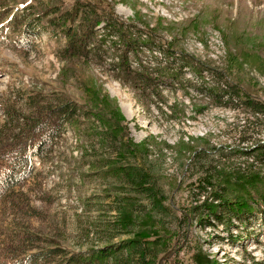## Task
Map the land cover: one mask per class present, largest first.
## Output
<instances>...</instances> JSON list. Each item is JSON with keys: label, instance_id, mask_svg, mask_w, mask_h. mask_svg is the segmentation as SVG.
Masks as SVG:
<instances>
[{"label": "rangeland", "instance_id": "374dc122", "mask_svg": "<svg viewBox=\"0 0 264 264\" xmlns=\"http://www.w3.org/2000/svg\"><path fill=\"white\" fill-rule=\"evenodd\" d=\"M60 1L70 7L74 0ZM104 1L120 18L154 32L156 44L171 51L169 56L157 49L144 52L136 63L152 69L153 60H177L185 91L162 86L155 89L162 99L150 98L148 90L144 97L115 80L108 67L81 58L63 60L62 39L44 30L36 36L32 25L24 28L47 1L0 0V158L19 153V142L40 139V134L28 139L25 126L42 107L50 110L63 102L81 110L88 106L120 121L136 150L121 165L147 170L169 213L159 215L135 187L102 173L112 158L100 145L103 139L94 136L101 128L81 117L78 135L69 128L60 131L47 157L32 159L29 177L2 194L12 195L9 199L19 207H7L0 199V262L17 256L18 249L31 254L58 247L69 257L133 238L110 239L113 233L103 231L116 221L113 208L120 197L136 201L130 217L140 228L152 264H196L199 259L200 264H264V219L240 224L232 218L231 223L205 228L197 215L187 223L183 219L184 212L210 197L209 188L196 186L215 171L232 173L248 166L264 171L240 151L264 142V120L243 113L242 104L218 105L198 92L232 80L250 98L264 102V0ZM188 58L208 66L207 71L194 76L184 65ZM254 121L259 126L242 135L243 126ZM203 147L207 156L194 161L192 151Z\"/></svg>", "mask_w": 264, "mask_h": 264}, {"label": "trees", "instance_id": "16d2710c", "mask_svg": "<svg viewBox=\"0 0 264 264\" xmlns=\"http://www.w3.org/2000/svg\"><path fill=\"white\" fill-rule=\"evenodd\" d=\"M35 1L39 2V0ZM45 1L48 3H40L38 16L33 17L31 22L24 25V28L27 29L29 25H32L34 28L30 31H36V36H38L37 31L44 30L48 36L54 39H62L64 44L60 58L62 57L63 60H67L69 57L81 58L87 62L89 60L94 61L93 63L97 64L98 67L99 65L108 67V72L115 80L124 86L135 89L144 97L149 95L150 98L162 99L160 93L155 91L162 86L185 91L183 88V66L178 65L177 60H164V63H157L153 60L152 62L155 64H152L154 65L152 69L139 66L141 61L136 63L137 60H134L139 54L144 52L150 54L154 49H157L160 55L169 56L170 49L163 47L161 42L156 44L154 32L137 27V25L120 18L115 14L113 7H109L104 0H74L70 7H65L60 0ZM32 8L34 6L27 10L30 11ZM25 31L23 29L26 34ZM30 31H28V35ZM133 63H136L137 68H133ZM184 65L192 68L194 76H201L208 68L200 61L190 58L186 60ZM218 73L221 78L228 79L226 72L219 71ZM224 85V87L218 84L214 88H200L198 92L218 105L222 103L230 106L233 102L242 104L243 113L264 120V102L250 98V95L234 84L232 80ZM146 90L149 91L148 95L144 93ZM240 92L243 93L240 94ZM49 107H42L40 110L45 113L46 117L42 116L41 112H37V116L25 126L28 139L33 141V135L36 136V134L42 135L40 139L34 142H19L16 144V147H19V153L9 157H5L3 153V157L0 158V199H3L7 207L9 205L19 207L16 200L9 199L12 195L4 196L2 194L14 186L20 185L29 177L32 158L36 157L43 161L47 157L46 155L51 152L60 131L69 128L78 135L80 123H82L79 118L82 117L86 120L93 119V122L99 124L98 128L101 130H95L94 136L98 135L103 139V143L100 145L112 158L108 161L111 164L109 170L102 173H110L115 178L132 185L136 188L137 194L147 197L150 207L156 213L167 216L169 213L167 206L161 202L162 197H158L159 193L152 181L151 174L141 165H121L128 158V155L131 156L130 154L136 150L127 140L125 128L121 126L119 120L112 116H106L99 110L88 106L81 110V107L76 106L73 102H63L51 107L50 110ZM47 110L49 113L52 112L54 119L47 118ZM256 121L247 122L243 126L244 129L241 134L245 135L250 127H258ZM86 135L89 136L90 133H86ZM247 139L245 136H241V140ZM189 141L192 140L189 139ZM251 146L247 149H240L241 154L251 156L252 163L264 167V142H258L254 147ZM139 151L141 152V150ZM207 152L209 151L205 147L196 148L192 151V159L194 161L202 160V157L207 156ZM83 153V156L86 157V147H84ZM98 161L94 160L91 163H98ZM101 169H103L102 166ZM262 172L264 171L260 172L253 166H248L232 173L215 171L209 178H204V182L202 181L196 187L199 190L202 187L206 190L209 188L210 197H204L200 204L194 205L188 211V214L184 212L185 223L192 215L193 217L197 215L196 219L203 228L219 227V225L231 223L232 218L240 224L251 219H264V173ZM117 199L118 204L113 209L118 217L116 221L112 222V228L103 231L104 233H113L110 239L125 235L133 238L122 240L116 244H108L101 249L91 248L84 255L72 254L69 257L64 256L63 250L58 247L31 254L18 249L17 256L9 260L3 259L0 264H3L4 261L9 264H152L140 239L141 235L137 231L140 228H137L136 223L132 222L130 217L137 210L136 201L130 202L126 198L120 197ZM161 231L164 234L165 230ZM25 236L27 234L24 233ZM12 250L9 249L8 252ZM200 260L195 261L196 264H200ZM252 264L260 263L253 260Z\"/></svg>", "mask_w": 264, "mask_h": 264}]
</instances>
